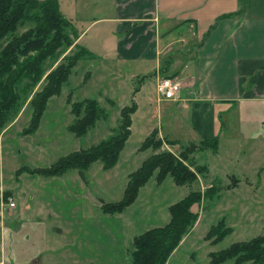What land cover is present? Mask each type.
Instances as JSON below:
<instances>
[{"label": "rangeland", "instance_id": "rangeland-1", "mask_svg": "<svg viewBox=\"0 0 264 264\" xmlns=\"http://www.w3.org/2000/svg\"><path fill=\"white\" fill-rule=\"evenodd\" d=\"M59 2L66 14L69 0ZM86 22L77 25L82 28ZM73 30L77 32L74 26ZM105 31L109 43L112 31L103 23L88 31L80 47L86 49L84 44L93 39V50L81 55L61 93L49 97L35 131L26 132L33 115L30 99L64 54L53 66L50 60L42 79L27 92L20 111L0 128V264H130L134 236L167 223L170 205L198 189L205 193L194 206L198 218L166 264H208L212 252L264 233V148L259 147L260 140H264V113L259 109L245 113L249 106L244 104H229L218 152L198 147L190 154L197 180L178 184L171 174L160 180L156 169L121 212H105L102 206L123 197L129 174L146 157L165 149L179 154L192 142L199 145L202 139L191 124L190 110L186 114L180 102H157L154 87H150V99H143L142 94L139 99L134 97L139 108L132 114L131 134L113 167L105 168L97 159L83 174L77 168L58 174L39 170L109 138L120 123L121 108L133 102L131 90L140 86L143 73L133 76L131 62L121 69L105 67V63L115 61L112 46L99 43ZM80 47L75 46L69 53ZM111 72H116L118 78L122 74L121 85L112 83ZM144 81L152 83L153 77ZM24 85L18 89L22 97ZM87 97L97 98L107 115L85 134L77 135L69 128L76 119L72 102ZM155 127L161 130L164 142L160 148L142 149L143 140ZM174 139L179 142L173 143ZM203 165L206 171L201 172L198 166ZM232 173L240 180L237 187H233L237 179ZM11 201L16 205H10ZM221 219L232 230L213 241L215 235L207 234ZM219 264L253 262L237 263L229 258Z\"/></svg>", "mask_w": 264, "mask_h": 264}, {"label": "crops", "instance_id": "crops-1", "mask_svg": "<svg viewBox=\"0 0 264 264\" xmlns=\"http://www.w3.org/2000/svg\"><path fill=\"white\" fill-rule=\"evenodd\" d=\"M66 11L61 10L77 32L65 53L103 23L113 38L108 43L105 31L99 43L112 46L117 63L105 67L121 69L131 62L133 76L143 73L140 86L131 90L133 101L141 94L150 99L154 87L157 102H180L186 114L190 110L200 137L220 136L229 104L249 106L245 113H264V0H69ZM83 21L81 28L77 24ZM94 44L88 39L84 46L88 51ZM109 76L121 85L122 74ZM149 76L153 81L145 84ZM163 76L181 82L177 97L158 93ZM259 147L264 148V140ZM232 174L237 187L240 180Z\"/></svg>", "mask_w": 264, "mask_h": 264}, {"label": "trees", "instance_id": "trees-1", "mask_svg": "<svg viewBox=\"0 0 264 264\" xmlns=\"http://www.w3.org/2000/svg\"><path fill=\"white\" fill-rule=\"evenodd\" d=\"M20 27L25 29L20 30ZM75 36L72 21L61 12L59 0H0V44L7 39L0 48V128L20 111L28 98L27 92H31L34 84L42 79L49 68L50 60L53 66L54 62L60 59L67 48L74 43ZM84 52L86 49L80 47L74 53H65L61 61L48 71L44 85L36 90L30 99L33 115L26 132L38 128L49 97L61 93L72 68ZM25 79L28 81H24ZM21 84H26L23 97L22 92L18 90ZM136 109V101L121 108L120 123L109 138L91 147L71 152L50 167L39 170L46 174H58L77 168L83 174L97 159L104 163L105 168L113 167L118 162L120 152L131 134L132 114ZM72 111L76 119L69 128L77 135L85 134L99 118L107 115L106 110L95 97L73 101ZM163 142L159 128L155 127L145 137L141 148H160ZM172 142L177 143L179 140L174 139ZM218 144L219 137L215 135L202 138L199 145L190 143L179 154L168 149L152 153L129 174L123 197L112 203H104L103 210L112 214L123 211L134 201L139 187L156 169L160 180L171 174L178 184L192 183L197 180L198 175L191 167L194 159L190 154L198 147L217 150ZM198 168L201 172L206 171L204 165ZM204 194L200 189L191 190L170 205L171 218L167 223L135 235L130 264H166L184 234L197 220L199 212L194 206L202 201ZM231 230L232 227L226 226L225 220L221 219L210 228L207 237L215 235L213 241H218ZM229 258H233L237 263L248 260H252L253 264L264 262V233L212 252L208 264H219Z\"/></svg>", "mask_w": 264, "mask_h": 264}, {"label": "built area", "instance_id": "built-area-1", "mask_svg": "<svg viewBox=\"0 0 264 264\" xmlns=\"http://www.w3.org/2000/svg\"><path fill=\"white\" fill-rule=\"evenodd\" d=\"M157 89L160 96L173 98L178 96L181 90V83L169 76H163L158 82ZM9 204L15 206L16 202L11 201Z\"/></svg>", "mask_w": 264, "mask_h": 264}]
</instances>
